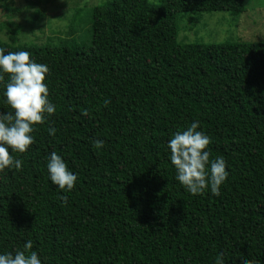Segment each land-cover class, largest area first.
Returning a JSON list of instances; mask_svg holds the SVG:
<instances>
[{"label": "trees", "instance_id": "1", "mask_svg": "<svg viewBox=\"0 0 264 264\" xmlns=\"http://www.w3.org/2000/svg\"><path fill=\"white\" fill-rule=\"evenodd\" d=\"M223 11L236 18L245 0H106L89 39L58 45L18 43L22 27L4 25L0 49L48 65L56 111L10 152L22 171H0V253L31 240L42 264H264V41L176 39L179 14ZM194 120L209 159L227 162L218 196L175 179L167 142ZM52 152L77 175L70 192L48 178Z\"/></svg>", "mask_w": 264, "mask_h": 264}, {"label": "clouds", "instance_id": "2", "mask_svg": "<svg viewBox=\"0 0 264 264\" xmlns=\"http://www.w3.org/2000/svg\"><path fill=\"white\" fill-rule=\"evenodd\" d=\"M48 72V65L37 63L30 58L28 51L5 53L4 49H0V73L9 74L3 96L13 110L12 113L0 112V171H22V160L10 155V152L25 153L35 140L33 126L43 123L45 114L50 116L56 111L44 82ZM0 80H3L2 75ZM199 127V122L194 120L189 127L172 135L167 142L169 160L176 170L175 179L186 192L196 196L210 191L218 196L229 175L227 162L222 156L209 159L210 152L206 149L211 138L205 132L197 131ZM48 132L54 136L56 130L49 128ZM103 144L99 139L93 141L95 149H101ZM46 168L53 185L61 191L73 190L77 175L69 170L60 155L50 153ZM0 264H42V260L33 250L32 241L28 240L23 250L14 254L0 253ZM214 264H225L222 253L216 257Z\"/></svg>", "mask_w": 264, "mask_h": 264}, {"label": "rangeland", "instance_id": "3", "mask_svg": "<svg viewBox=\"0 0 264 264\" xmlns=\"http://www.w3.org/2000/svg\"><path fill=\"white\" fill-rule=\"evenodd\" d=\"M103 1L0 0V41L8 42L4 25L9 22L22 27L18 43L58 45L70 38L89 39L92 8ZM176 27L179 43L264 41V0H245V11L236 18L226 11L181 13Z\"/></svg>", "mask_w": 264, "mask_h": 264}]
</instances>
